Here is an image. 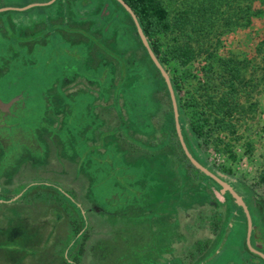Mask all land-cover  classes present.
I'll return each instance as SVG.
<instances>
[{"label": "rangeland", "instance_id": "obj_1", "mask_svg": "<svg viewBox=\"0 0 264 264\" xmlns=\"http://www.w3.org/2000/svg\"><path fill=\"white\" fill-rule=\"evenodd\" d=\"M49 1L0 0V96L5 102L15 96L26 98L15 103L9 115L0 112V120L11 125L8 143L0 145V264L253 262L244 210L230 195L225 206L203 205L206 193L214 201L215 196L224 200L221 186L206 180L203 194L193 189L182 172L153 171L154 163L139 181L132 179L137 163L153 157L145 154L148 149L137 148L135 133L126 130L121 132L129 136L131 144H121L123 155L117 160L127 163V158L130 163L122 162L121 167L105 162L107 157H115L107 144L120 135L119 131L112 133L120 123L119 115L144 127L157 125L156 142L163 138L169 122L161 126L165 107L155 92L162 80L140 48L127 14L114 0L45 4ZM165 1L170 14L182 10L196 21L202 20L194 16L200 0ZM217 4L212 18L215 24L194 39L198 58L186 66L171 60L164 67L171 80L180 77L181 95L189 100L201 92L197 91L201 79H207L204 64L210 65L212 91L220 86V58H253L246 74L259 75L261 83L257 89L252 86L250 92L241 93L247 117L238 119L235 136L228 130L220 133L231 142L233 153L241 151L233 158L230 152L212 146L205 158L218 171L230 169L232 176L248 185L253 203L247 205L255 233L257 225H264V187L254 183L264 162V0H217ZM89 8L97 13L93 17L94 12H89L88 21L101 26L103 37L110 28L119 29L127 55L136 60L135 79L118 77L110 85L105 59L110 55L102 44L89 42L91 36L83 38L87 44L62 33L64 25L57 15L64 18L68 13L70 22L76 24V11ZM200 23L208 26L207 19ZM91 46L103 55L93 57ZM75 63L78 69L74 70ZM66 78L71 81L62 86ZM129 103L131 110L125 108ZM78 119H86L83 126ZM175 152L177 159L181 155L178 149ZM244 162L246 166H242ZM191 175L193 180H201V175ZM193 220L197 224L187 229ZM208 228L217 233L199 253L194 232L203 236ZM165 248L170 249L168 254Z\"/></svg>", "mask_w": 264, "mask_h": 264}, {"label": "trees", "instance_id": "obj_2", "mask_svg": "<svg viewBox=\"0 0 264 264\" xmlns=\"http://www.w3.org/2000/svg\"><path fill=\"white\" fill-rule=\"evenodd\" d=\"M56 1L63 2V0ZM70 1L73 2L74 0ZM114 1L127 14V17L129 18V22L133 29V33L135 35V38L138 40L140 48L143 50L144 55L156 69L157 74L162 80V86H159L155 91L157 92L156 99L160 104H164L165 107V116L163 120L164 123H162L161 126H163L164 128L165 122L167 121L169 122V127L168 129L167 127H165L163 131V138H160L159 141L156 142V138L158 137L157 134L159 132V128L157 125H154L152 123L149 124V127H144L135 124V122H133L129 117L124 118L122 115H119L120 123L118 126L112 129L114 130L112 131V133L115 134L119 131L120 135H118L116 141L107 144L110 150H114L115 157H107L105 162L108 165L116 166H121L122 162L124 165L130 163L127 158V163L125 161L119 163V158L117 160V156L122 157L123 155L122 151L124 149L121 147V144L123 142L131 144L128 139L129 136H124L125 134H122L121 132L123 131L124 133V130H126L128 132L130 131L132 134L135 133L137 139H134V142L137 145V148L140 146V149H148L149 151H147V153H143L148 154L149 157H153L151 161L148 158L144 159V162L137 163V167L134 171L132 179H140L145 172L151 169H153V171H155L154 169H170L172 173L176 171L182 172V175L186 176L187 181L190 183L193 189L195 191H200L203 194H205L204 185L206 184V180H211L220 187V185L214 179L197 169L186 156L176 131L173 106L167 83L160 70L150 57L146 47L144 46L132 16L119 1ZM124 1H126V3L130 5L134 13L137 15L142 29L148 37V40L150 41L152 49L164 66H166L167 63L171 60L178 61L183 66H186L198 58V50L196 49L195 45H193L194 39L196 38V35L206 32V30L211 26V23L212 25L215 24L214 21H212L213 12L216 13V11H218L217 0H200L199 6H197L196 8V10L198 11L194 10V16H197L202 20L196 21L193 17H191L189 12L186 11L181 10L175 15L170 14L165 0ZM66 2L68 5V1ZM98 9L99 8H97L96 10ZM91 10L92 11H90V8L83 11L78 9L74 16L76 19V24L70 22L68 13H64V18L61 17V14L57 15V20L59 22H62V26L64 25V30H62V33L71 35L78 34L73 35V38L74 40H79V42H86V40L83 41V39L81 38H87L88 36H91V39L88 40L89 42L94 43L95 46L97 44H102V47L108 52V56L110 55L109 57L105 58L109 64L107 67V72L110 77V85H112L113 83L115 84L116 78L118 77H120L121 79L125 77H128L129 79H135L137 77V72L134 71L133 68L136 60H134V57L127 55L129 54L128 49L127 47H124V43H121L120 41V36L122 34L120 33L119 29L117 27L110 28L109 34L103 37L100 34L101 29H99L101 26L97 25L96 22L88 21L89 12H94L95 8H92ZM207 12L209 13V15ZM96 13L97 12H94L93 17ZM206 19L208 22V26H204L202 23H200L205 21ZM162 36L170 38V41L166 42L162 40ZM86 43L89 44L88 42ZM95 46H91L92 49L90 52L94 53ZM80 51H82V48L80 49ZM141 60L142 58H139V63L141 62ZM252 60L253 58L251 59L249 58V56H245L243 59H238L232 56L220 58L219 61L222 65V71L218 76V84H220V86L218 90L212 91V76L211 74H209L211 69L208 68L210 65L204 64L202 66V69L205 70V73L207 72V79H201V82L199 84L202 86H199V90H197L198 92H201L198 95L193 94L192 96H190L189 100L183 98L181 95V91L184 88L183 86H181L180 77H178V79L172 78V84L176 93L180 113V123L187 146L196 159H198L202 164L213 171L217 168L212 166V164H210L205 158L212 146H214V148L219 152H230V156H232L233 158L236 157V152L233 153L231 142L225 141L224 138L222 139L220 137V133L228 130L232 135L235 136L238 129V119L241 117H247L245 114L246 107L240 98L241 93L243 90H248L250 92L251 89H249V87L252 88V86H255V89H257V85L261 83V80H258V78L260 77L259 75L256 77L252 72V75L248 77V74H246V69L249 68L250 64H252ZM76 63L74 64V70L78 69V64ZM65 69L68 70V68ZM80 72L82 74H87L89 71ZM95 79L96 77L93 78V80ZM70 81L71 80L66 78L61 82V84L62 86H66L70 83ZM53 82L55 83V81H52V83ZM213 87L216 89V85ZM163 90H165V95H162ZM218 95L220 96L217 98L216 96ZM21 99V101H24V99H26L25 95H23ZM83 107L84 106L78 105L79 109ZM125 108L127 110H131L133 108L132 103L126 104ZM9 114L10 113L6 115ZM78 120L83 122V124H80L82 126L84 125V122H86V119ZM80 125L78 126V129L82 127ZM10 126L11 125L6 121L0 120L1 146L8 143L6 136L9 133ZM20 131L22 130L20 129ZM219 145H222V149L219 147ZM130 148H133V146H131ZM176 149L179 150V155H181L177 159L175 152ZM247 150L249 149H246V151ZM138 153L140 152L137 150V154ZM152 163H154L153 165L157 168H153V166L151 165L150 169L148 165ZM225 169L227 168L221 167L222 172L228 173L232 176L231 170ZM217 170H220V168ZM191 173L201 175V182H198L196 179L193 180ZM152 174V171H150V176ZM110 175L116 174L110 173ZM238 181L240 184H242L240 179ZM254 181H256L254 182L256 183V186L264 187V162L257 178ZM150 185L147 183L148 191L151 192ZM225 195L226 197L230 195L231 198H233V196L229 192Z\"/></svg>", "mask_w": 264, "mask_h": 264}, {"label": "water", "instance_id": "obj_3", "mask_svg": "<svg viewBox=\"0 0 264 264\" xmlns=\"http://www.w3.org/2000/svg\"><path fill=\"white\" fill-rule=\"evenodd\" d=\"M55 0H51L45 4H51L53 3ZM119 1L124 7L125 9L130 13V15L132 16L135 25L137 27V31L141 37V40L144 44V46L146 47L150 57L152 58V60L154 61V63L156 64V66L158 67V69L160 70L162 76L164 77L169 92H170V97H171V101H172V106H173V112H174V117H175V127H176V131L180 140V143L182 145V148L186 154V156L189 158L190 162L197 168L199 169L201 172H203L204 174L210 176L212 179H214L220 186V192L221 194L225 195L227 192H229L234 200L235 203L238 206H241L247 216V222H248V226H247V244L249 246V248L259 254L261 257L264 258V253L260 252L259 250H256L252 245H251V233L253 230V223H252V217L250 214V211L248 209V205L246 204V202L244 201V198L242 195H240L236 189L228 182L226 181V175L223 174L220 171H213L211 169H209L207 166H205L204 164H202L198 159H196L194 157V155L191 153V151L189 150L187 143L185 141L183 132H182V127H181V123H180V113H179V108H178V102H177V98H176V94H175V90L172 84V80L171 77L168 73V71L166 70V68L164 67V65L161 63V61L159 60V58L157 57V55L155 54L154 50L152 49L151 45H150V41L148 40V37L146 36V34L144 33L142 26L138 20L137 15L134 13L133 9L130 7V5H128L126 3V1L124 0H117ZM35 4H31L30 6H33ZM27 6V7H30ZM26 8V7H24ZM21 8V9H24ZM22 96H15L14 98H12L11 100L5 102L2 100L1 96H0V109L2 111L5 112H9L11 107L13 106L14 103L18 102L21 99Z\"/></svg>", "mask_w": 264, "mask_h": 264}, {"label": "flooded vegetation", "instance_id": "obj_4", "mask_svg": "<svg viewBox=\"0 0 264 264\" xmlns=\"http://www.w3.org/2000/svg\"><path fill=\"white\" fill-rule=\"evenodd\" d=\"M214 171H218L217 169ZM223 173V172H222ZM225 174V173H223ZM226 175V181H228L235 189L236 191L243 196L244 201L246 204L253 203L250 201L252 198L251 194H249V187L248 185L244 184V181L240 180L242 184L239 183V179H236L234 176L231 175ZM251 188V187H250ZM228 193V192H227ZM250 195V196H249ZM257 201L254 203L256 204ZM241 209H243L241 206H239ZM252 230L251 233V245L256 249L259 250L260 252L264 253V225H257V228ZM251 254L255 256L254 261H247L248 264H264V258L261 257L259 254L253 252L251 250Z\"/></svg>", "mask_w": 264, "mask_h": 264}, {"label": "crops", "instance_id": "obj_5", "mask_svg": "<svg viewBox=\"0 0 264 264\" xmlns=\"http://www.w3.org/2000/svg\"><path fill=\"white\" fill-rule=\"evenodd\" d=\"M56 1V0H55ZM1 7H3V6H1ZM65 35L67 36L66 38H68L69 37V39L70 38H72L73 36L71 35V34H67V33H65ZM84 37H82L81 39H83ZM96 48V47H95ZM94 48V53L93 52H91V53H93V57H101L103 54H102V51H97V48L95 49ZM22 98V97H21ZM112 99H113V97H112ZM17 103V102H16ZM15 104V103H14ZM13 104V105H14ZM13 107V106H12ZM12 107H11V109H10V111L9 112H5V111H2L1 109H0V112L1 113H3V114H8V113H11V111H12ZM167 116V115H166ZM140 152V151H139ZM182 188H180V190H181ZM220 195H222L224 198V200L222 201V200H220V196H215V201L213 200L214 198H213V196H210V195H205V198H204V200H203V205H207V207H210V204L211 203H217V204H220V206H225V204H226V202H227V197H226V195H223V194H221L220 193ZM173 210H175V208H172V211ZM172 211H170L169 213H171ZM219 220L220 219H216V221H217V223H219ZM194 221V220H193ZM193 223V222H192ZM195 224H197L196 223V221H194V223L193 224H188V225H186L187 226V229H192V228H194L195 227ZM216 230V229H215ZM215 230L214 229H209L208 228V231H205L204 230V234H202L203 236H200V233H195L194 232V234L196 235V237L198 238V240L195 242V248L199 251V253H201L202 251H204L207 247H208V245H209V243H210V241L212 240V237L217 233V232H215ZM195 231V230H194ZM200 237H202L200 240H199V238ZM164 252L165 253H169L170 252V249L169 248H165L164 249ZM186 257H188V256H186ZM177 260V259H176ZM185 260H187V258L185 259Z\"/></svg>", "mask_w": 264, "mask_h": 264}, {"label": "built area", "instance_id": "obj_6", "mask_svg": "<svg viewBox=\"0 0 264 264\" xmlns=\"http://www.w3.org/2000/svg\"><path fill=\"white\" fill-rule=\"evenodd\" d=\"M241 151V148H239L238 150L237 149H235V152H236V154L237 155H239L238 153ZM219 159V158H218ZM247 164H246V162H244L243 164H242V166H246Z\"/></svg>", "mask_w": 264, "mask_h": 264}]
</instances>
